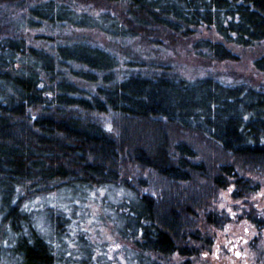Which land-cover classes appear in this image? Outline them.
I'll return each mask as SVG.
<instances>
[{
	"label": "trees",
	"instance_id": "obj_1",
	"mask_svg": "<svg viewBox=\"0 0 264 264\" xmlns=\"http://www.w3.org/2000/svg\"><path fill=\"white\" fill-rule=\"evenodd\" d=\"M117 1L127 3L124 12L112 7ZM76 3L101 11H78ZM4 22L1 17V264H104L90 250L72 254L37 225L26 196L31 198L35 186L54 185L106 191L104 215L125 244L126 264H195L213 243L206 226L220 228L228 221L209 208L217 190L232 185L231 196L242 198L259 189L238 169H264V91L213 77L134 74L118 80L111 71L117 59L108 51L84 41L44 49ZM27 23L96 29L121 38L151 28L189 35L206 25L224 42L202 39L196 46L217 59H235L226 44L264 40V0H35ZM254 66L264 71V56ZM80 82L100 84L85 97ZM170 126L210 139L223 159L195 160L190 144H171ZM130 166L149 170L157 185L133 177ZM45 214L51 234H62L69 219L64 211ZM246 217L264 227L258 215ZM115 260L106 264H118Z\"/></svg>",
	"mask_w": 264,
	"mask_h": 264
},
{
	"label": "rangeland",
	"instance_id": "obj_2",
	"mask_svg": "<svg viewBox=\"0 0 264 264\" xmlns=\"http://www.w3.org/2000/svg\"><path fill=\"white\" fill-rule=\"evenodd\" d=\"M34 2L35 0H28L22 6L0 3V18H4L5 24L19 27L30 43L44 49L50 50L56 43L84 41L108 51L117 59V66L111 71L118 80L134 74L176 76L187 80L213 77L225 84L243 83L264 91V71L254 66V60L264 56V40L249 46L226 44L236 58L221 60L213 57L205 48L196 46L202 39L224 42L214 28L206 25L193 27L189 35L151 28L145 35L132 38L114 37L96 29L51 26L46 23L30 26L27 23V14ZM126 5L124 1H117L112 7L116 12H124ZM74 8L90 14L101 11L91 4L83 3L74 4ZM46 36L54 37V40H49ZM99 84L80 82L85 91L82 95L89 97L94 94ZM169 132L171 144L186 142L193 147L197 153L195 160L210 164L223 159L220 147L210 139L179 130L176 126H170ZM129 169H132L133 177L140 176L156 185L159 181L149 170L140 171L134 166ZM244 169L239 168V174L251 176L259 183V189L242 198L231 196L232 185L217 190L209 208L228 217V221L220 228L206 226L213 243L208 250L195 258V264H264V227H258L246 217L247 213H252L264 219V169ZM105 192L103 188L96 189L94 186L66 189H59L57 185L50 189L35 186L31 189V198L26 196V201H29L28 207L36 214L37 225L44 227L45 229L40 228L50 233L58 243L62 242L61 246L69 247L72 254L78 249L84 252L90 250L104 264L113 262L114 256L118 255L115 262L126 264L127 259L122 248L124 242L104 215L101 198ZM45 211H64L69 219L63 224L62 234H51L49 217ZM172 260H178L177 255Z\"/></svg>",
	"mask_w": 264,
	"mask_h": 264
}]
</instances>
